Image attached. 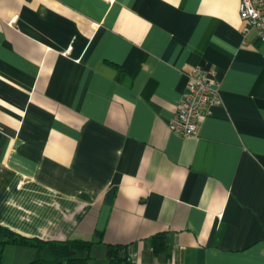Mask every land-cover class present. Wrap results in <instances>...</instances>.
<instances>
[{
    "label": "crops",
    "instance_id": "1",
    "mask_svg": "<svg viewBox=\"0 0 264 264\" xmlns=\"http://www.w3.org/2000/svg\"><path fill=\"white\" fill-rule=\"evenodd\" d=\"M240 2L0 0V224L97 264H264V46ZM195 68L219 102L186 137Z\"/></svg>",
    "mask_w": 264,
    "mask_h": 264
},
{
    "label": "built area",
    "instance_id": "2",
    "mask_svg": "<svg viewBox=\"0 0 264 264\" xmlns=\"http://www.w3.org/2000/svg\"><path fill=\"white\" fill-rule=\"evenodd\" d=\"M240 18L246 23L245 34L257 32L264 46V0H241ZM219 102V84L213 72L195 68L189 73L186 92L171 122V128L183 136H196L205 115Z\"/></svg>",
    "mask_w": 264,
    "mask_h": 264
},
{
    "label": "trees",
    "instance_id": "3",
    "mask_svg": "<svg viewBox=\"0 0 264 264\" xmlns=\"http://www.w3.org/2000/svg\"><path fill=\"white\" fill-rule=\"evenodd\" d=\"M152 244L157 252L166 249L162 235L154 237ZM93 245V242L83 240L44 241L28 238L0 224V264H3L9 246L34 250L35 258L29 264H97L92 256ZM120 248L108 247L106 258L109 264H135L128 256L126 259L121 256Z\"/></svg>",
    "mask_w": 264,
    "mask_h": 264
},
{
    "label": "water",
    "instance_id": "4",
    "mask_svg": "<svg viewBox=\"0 0 264 264\" xmlns=\"http://www.w3.org/2000/svg\"><path fill=\"white\" fill-rule=\"evenodd\" d=\"M120 254H121V256L123 257V258H125L126 259V257H127V254L125 253V251H124V248L122 247V248H120Z\"/></svg>",
    "mask_w": 264,
    "mask_h": 264
}]
</instances>
